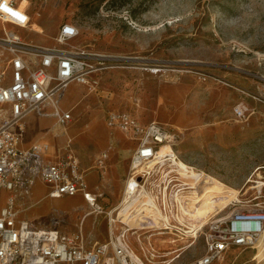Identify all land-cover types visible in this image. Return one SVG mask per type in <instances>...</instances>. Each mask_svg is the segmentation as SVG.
<instances>
[{
    "label": "rangeland",
    "instance_id": "rangeland-1",
    "mask_svg": "<svg viewBox=\"0 0 264 264\" xmlns=\"http://www.w3.org/2000/svg\"><path fill=\"white\" fill-rule=\"evenodd\" d=\"M18 1L30 14L32 30L8 23L7 29L51 46L59 26L70 22L79 31L70 42L105 58L107 65L93 77L92 89L68 84L59 103L71 113L67 126L53 116L28 115L25 145L48 144L44 156L53 159L70 138L88 190L99 188L98 201L111 208L122 196L138 141L108 126L105 116L126 110L142 123L166 127L185 167L239 190L235 200L195 229L201 227L198 234L183 231L174 240L155 236L151 243L159 252H172L165 264H193L205 252L203 233L212 221L264 202V0ZM237 106L243 110L240 117L234 113ZM102 151L108 152L103 175L97 164ZM49 188L37 181L26 198L31 206L19 217L45 226L55 207L67 212L66 231L76 230L88 208L84 197L51 198ZM2 194L1 205L8 191ZM83 226L89 241L107 240L105 215L91 214ZM127 242L144 261L140 246L147 241L141 244L130 235ZM211 264H264V237L251 247H231Z\"/></svg>",
    "mask_w": 264,
    "mask_h": 264
},
{
    "label": "built area",
    "instance_id": "built-area-1",
    "mask_svg": "<svg viewBox=\"0 0 264 264\" xmlns=\"http://www.w3.org/2000/svg\"><path fill=\"white\" fill-rule=\"evenodd\" d=\"M0 22V202L3 190L8 191L5 202L0 204V264H165L171 251L159 252L151 240L166 235L174 240L193 231H185L174 219L147 222L149 217L144 214V208L152 207L169 215L171 210L176 211V196L191 189L173 159L160 154L163 144L172 146V134L162 124L142 123L126 110L106 113L108 126L117 127L138 143L130 155L122 196L118 203L105 209L98 201L103 192L97 187L88 190L89 182L72 151L70 138L62 147L64 151L57 149L53 159L44 156L50 150L48 144L21 146L24 119L30 114L53 116L60 126H67L71 113L59 106L65 89L70 82L94 88L93 77L107 67L105 58L70 42L79 33L70 22L59 26L56 45L51 46L7 29V23L32 28L30 14L18 0H0ZM234 110L236 116L243 115L241 107ZM107 157L108 152L102 151L97 158L102 175ZM39 180L50 186L46 196L51 198L82 194L88 208L76 230L66 231L67 212L55 207L45 226L19 217L31 206L26 198L32 196ZM124 206H128L131 215L142 217L141 224L129 226L122 220L118 213ZM91 214L106 216V241H89L83 223ZM200 228L194 230L195 235ZM262 233L264 202L251 209H235L209 224L203 233L205 252L193 264H211L231 247H251ZM130 235L141 244L147 241V246H140L144 261L130 248Z\"/></svg>",
    "mask_w": 264,
    "mask_h": 264
},
{
    "label": "bare ground",
    "instance_id": "bare-ground-1",
    "mask_svg": "<svg viewBox=\"0 0 264 264\" xmlns=\"http://www.w3.org/2000/svg\"><path fill=\"white\" fill-rule=\"evenodd\" d=\"M160 154L169 155L171 159H173L177 171L186 178L191 189L184 192L179 197L176 196V211L171 210L169 215L161 214L159 210L152 207L144 208V214L149 217L147 222L153 219H174L192 231L201 223L207 221L214 212H216V215L222 211L232 201V198L234 199L235 196L238 195V189L232 188L219 179L204 172L200 171L196 173L185 167L186 164L179 159L171 145L163 144L160 148ZM182 198H185L187 201ZM118 215L121 216L122 220L129 224V226H134L138 223L141 224L142 217L139 216V214L131 215L128 206H124L119 211ZM194 233L193 231V234ZM261 235L260 237L262 239L264 233ZM186 247L180 248L177 251ZM173 252H175V250ZM170 254H172V252H170ZM132 257H134L133 254Z\"/></svg>",
    "mask_w": 264,
    "mask_h": 264
},
{
    "label": "crops",
    "instance_id": "crops-1",
    "mask_svg": "<svg viewBox=\"0 0 264 264\" xmlns=\"http://www.w3.org/2000/svg\"><path fill=\"white\" fill-rule=\"evenodd\" d=\"M24 135H25V134H24ZM23 142H24V136H23V139H22V141H21V146H22V147H29V146H31L32 144L36 143V141H29V143L25 145ZM62 147H63V146H62ZM59 149H61V148H59ZM107 158H108V157H107ZM107 158H106V159H107ZM106 159L104 160V164H105ZM105 167H106V164H105Z\"/></svg>",
    "mask_w": 264,
    "mask_h": 264
}]
</instances>
